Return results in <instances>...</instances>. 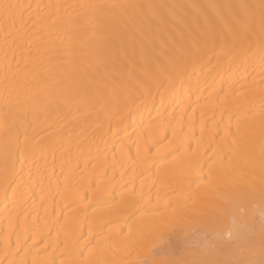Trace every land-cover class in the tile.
I'll return each mask as SVG.
<instances>
[{"label": "bare ground", "instance_id": "6f19581e", "mask_svg": "<svg viewBox=\"0 0 264 264\" xmlns=\"http://www.w3.org/2000/svg\"><path fill=\"white\" fill-rule=\"evenodd\" d=\"M0 264H264V0H0Z\"/></svg>", "mask_w": 264, "mask_h": 264}, {"label": "rangeland", "instance_id": "374dc122", "mask_svg": "<svg viewBox=\"0 0 264 264\" xmlns=\"http://www.w3.org/2000/svg\"><path fill=\"white\" fill-rule=\"evenodd\" d=\"M213 158H214L213 156L210 158V161H211V162H213ZM41 245H42V243L39 242V243H37V245H34V244H33V245L31 246V248H35V247H33V246H38V247H39V246H41ZM32 250H33V249H32Z\"/></svg>", "mask_w": 264, "mask_h": 264}]
</instances>
